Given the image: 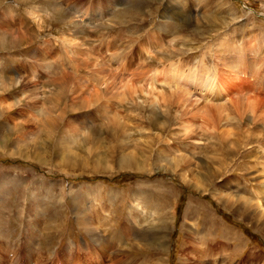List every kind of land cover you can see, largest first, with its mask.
I'll list each match as a JSON object with an SVG mask.
<instances>
[{
  "label": "rangeland",
  "instance_id": "374dc122",
  "mask_svg": "<svg viewBox=\"0 0 264 264\" xmlns=\"http://www.w3.org/2000/svg\"><path fill=\"white\" fill-rule=\"evenodd\" d=\"M249 260L264 0H0V264Z\"/></svg>",
  "mask_w": 264,
  "mask_h": 264
},
{
  "label": "bare ground",
  "instance_id": "6f19581e",
  "mask_svg": "<svg viewBox=\"0 0 264 264\" xmlns=\"http://www.w3.org/2000/svg\"><path fill=\"white\" fill-rule=\"evenodd\" d=\"M94 6H95V5H94ZM41 8H42V7H41ZM45 8H46V7H45ZM60 10H61L60 6H58L57 3H54V6H53V10H52V12H53V13H56V12H58V11H60ZM49 11H50V10H48V9L46 8L45 12L48 13ZM77 11H78V10H77ZM77 11H76V12H77ZM2 19H3V18H2ZM2 23H4V20L2 21ZM11 26H12V25H11ZM13 26H14V25H13ZM79 27H80V26H79ZM82 27H83V26H82ZM83 28H84V27H83ZM80 29H81V28H80ZM80 29H79V30H80ZM1 30H2V29H1ZM18 30H19V29H18ZM81 30H82V29H81ZM16 32H17V31H16L15 29H14L13 31H9V32L7 31V33L4 34V39H5V40L8 39L9 42L12 43V44H17L19 41H21L20 44H22L25 40H27V39L29 38L28 36H27V39H24V38H22V37L18 38V37L15 35ZM18 33H20V32H17V34H18ZM84 34H85L84 32L80 33V35L83 36V37H84ZM121 34H122V33H121ZM24 35H25V34H24ZM122 38H124V37H122ZM81 39H82V37H81ZM118 41H120V38H116V43H117ZM7 43H8V42H7ZM8 44H9V43H8ZM15 46H16V45H15ZM151 47H152V46H151ZM12 48H13V47H12ZM252 48H253V47H252ZM142 50H143V49H142ZM144 51H145V50H144ZM149 51H150V50H149ZM149 51H146V52L149 53ZM247 51H248V50H247ZM146 52H145V53H146ZM150 52H152V51H150ZM254 59H255V58H254ZM254 59H253V60H254ZM256 60H257V59H256ZM237 61H238V60H237ZM129 62H130V61H129ZM138 62H139V61H138ZM249 63H250V62H249ZM249 63H248V64H249ZM245 64H246V63H245ZM252 64H253V62H252ZM236 65L239 67V66H240V62H237ZM236 65L233 64L234 67H236ZM241 65H242V64H241ZM255 65H256V64H255ZM250 68H251V67H250ZM128 72H129V71H128ZM128 72H127V73H128ZM143 73H144V72H143ZM147 73H148V71H147ZM141 74H142V73H141ZM99 75H100V74H99ZM107 76H108V75H107ZM116 76H118V75H116ZM118 77H120V75H119ZM122 78H123V77H122ZM124 79H125V78H124ZM111 80H112V79H111ZM58 82H60V81H58ZM122 82H123V81H122ZM171 82H172V80H171ZM80 83H81V82H80ZM128 84H129V83H128ZM60 85H61V82H60ZM132 85H133V84H132ZM132 85H130V86H132ZM124 87H125V85H124ZM72 88H73V87H72ZM133 89H134V88H133ZM59 90H60V88H59ZM59 90H58V91H59ZM130 90H131V89H130ZM132 91H133V90H132ZM134 91H135V89H134ZM182 92H183V91H182ZM130 93H131V92H130ZM131 94H132V93H131ZM56 95H57V94H56ZM53 96H55V95L53 94ZM61 96H62V95H61ZM58 97H60V96H58ZM58 97H56L57 100H58ZM54 99H55V98H54ZM58 101H59V100H58ZM58 101H57V102H58ZM53 104H55V102H54ZM59 104H60V103L58 102L57 105L59 106ZM54 106H55V105H54ZM56 108H57V107H56ZM62 109H63V108H62ZM59 110H60V109H59ZM50 111L52 112V110H50ZM51 112H50V113H51ZM63 112H64V111H63ZM63 112H62V113H63ZM49 115H50V114H49ZM64 116H65V115H64ZM50 118H51V117H50ZM50 120H51V119H50ZM52 124H53V123H52ZM124 168H125V167H124ZM87 229H88V228H87ZM92 236H93V235H92ZM27 240H28V242H29V244H30V240H31V238H30V239L28 238ZM29 244H27V249H26L27 252H29V248H28V247H29V246H28ZM250 255H251V254H250ZM253 262H254V261H253ZM157 263H159V262H157Z\"/></svg>",
  "mask_w": 264,
  "mask_h": 264
},
{
  "label": "crops",
  "instance_id": "0c3cea01",
  "mask_svg": "<svg viewBox=\"0 0 264 264\" xmlns=\"http://www.w3.org/2000/svg\"><path fill=\"white\" fill-rule=\"evenodd\" d=\"M254 260H249L248 262H250V263H248V264H254V262H253ZM244 261H242V263H243ZM244 264V263H243Z\"/></svg>",
  "mask_w": 264,
  "mask_h": 264
}]
</instances>
